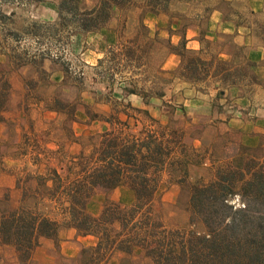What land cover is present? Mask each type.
Segmentation results:
<instances>
[{"label":"rangeland","instance_id":"rangeland-1","mask_svg":"<svg viewBox=\"0 0 264 264\" xmlns=\"http://www.w3.org/2000/svg\"><path fill=\"white\" fill-rule=\"evenodd\" d=\"M81 1L82 6L92 8L99 0ZM59 2L40 0L11 5L0 2V70L2 79L5 78L10 87L0 120V198L8 195V204L18 205L24 189L34 186L32 175L38 169L35 157L39 151L54 149L57 143L67 154L77 153L87 143L89 135L108 127L104 119L116 101L143 108L141 95L122 94L121 86L134 81L141 90H164L163 97L150 100V112L166 122L170 109L162 103L176 106L171 114L186 130L185 142L191 146L188 151L194 161L188 166L184 182H179L177 173L172 176L166 172L162 174L158 212L168 227L203 233L204 225L200 220L189 224L190 186L215 179L220 166L230 163L231 155L242 152L241 145L253 147L264 160V58L253 59L255 54L249 49L252 45L237 46L231 33L216 31V37L210 40L205 32L211 25L209 18L220 12L218 16L223 20L237 25L241 32L255 36V42L264 43V0L259 11L251 10L248 0H231L228 4L214 0H169L159 7H152L149 0H129L113 8L107 22L94 31H75L70 23L60 24ZM151 9L154 12H150ZM155 15L166 20L160 28L167 29V37L149 26ZM107 28L114 30L111 43L104 41ZM188 28L196 31L201 46L186 48H202L199 56L205 60H229L237 74L226 82H234L235 86L229 87L223 81L203 74L192 81L179 77L187 57L192 54L178 45L183 39L182 34L186 45ZM128 50L132 52L127 54ZM250 61L257 63V75L253 80ZM196 66L200 68L198 70L204 68L202 64ZM158 69L162 73L157 76L168 79L167 82L152 76L151 73ZM222 87H225L224 92L219 94ZM189 88L195 92L191 93ZM197 97L205 102H194ZM187 100L194 103L189 105ZM71 104L75 109V121H71L68 113L67 107ZM216 110L225 111L227 116L236 114L247 121L248 126H227L217 117ZM95 113L98 116L95 117ZM70 127L73 139L77 138L78 142L69 140ZM249 134L254 135L255 141L249 139ZM259 145L262 148L256 149ZM45 164L52 166L56 161L53 158L41 160V170ZM230 198L235 206L241 204L236 195ZM133 199V191L127 185L110 190L97 189L88 199L87 210L98 215L106 201L129 204ZM49 205L47 202L40 207L49 210ZM260 225L253 222L247 227L248 230L258 229ZM261 226L263 230L264 224ZM68 228L61 226L58 229L60 236L48 237L53 245H44L47 251L36 253L32 259L36 246L30 260L22 264H74L73 258L82 247L93 244L95 238L89 235L81 242H75L77 254L67 258L61 253L59 242L69 239ZM70 245L71 242L68 247ZM109 264L157 263L136 247L130 254L114 251Z\"/></svg>","mask_w":264,"mask_h":264},{"label":"trees","instance_id":"trees-1","mask_svg":"<svg viewBox=\"0 0 264 264\" xmlns=\"http://www.w3.org/2000/svg\"><path fill=\"white\" fill-rule=\"evenodd\" d=\"M32 1L40 0H0L8 5ZM125 1L129 0H99L92 8H86L81 0H60L58 19L60 24H72L75 31H94L107 22L113 8ZM167 1L149 3L159 7ZM182 36L178 45L192 54L182 67L180 78L192 81L203 74L235 86L234 82H226L237 74L229 60L203 59L199 56L203 49H187ZM197 64L204 68L198 70ZM248 65L253 80L257 63L250 61ZM159 72L161 69L151 74L167 82L157 76ZM2 76L0 70V120L10 88ZM127 83L121 86L122 94L141 95L145 106L116 101L104 119L108 127L89 135L77 153L67 154L57 143L54 149L40 150L35 157L38 169L32 175L34 186L24 189L16 206L8 204V195L0 198V241L14 245L21 264L30 260L41 237L55 238L61 226L75 229L80 236L95 238L93 244L82 247L73 258L74 264H109L114 251L130 254L136 247L157 264H264V215L260 213L264 210V160L253 147L241 145L242 152L231 155L233 162L220 166L215 179L190 186L189 224L200 220L204 232L168 227L158 212L161 176L164 172L171 176L177 173L179 182H184L188 166L194 162L188 151L191 146L185 142L186 130L172 115L176 106L162 103L170 109L166 122L150 112V100L163 97V89L141 90L134 81ZM73 107H67L71 121H75ZM69 131V140L78 142L73 139L71 127ZM52 158L56 164H45L41 170L40 161ZM118 185H127L133 191L131 203L106 201L98 215L87 210L88 199L97 189L110 190ZM235 195L241 200L237 206L230 198ZM47 202L51 204L49 210L40 207ZM253 222L261 225L248 230V224Z\"/></svg>","mask_w":264,"mask_h":264},{"label":"crops","instance_id":"crops-1","mask_svg":"<svg viewBox=\"0 0 264 264\" xmlns=\"http://www.w3.org/2000/svg\"><path fill=\"white\" fill-rule=\"evenodd\" d=\"M250 9L253 11H259L261 10L262 7V0H248ZM220 14V12H217V16H215L216 14H213L210 18H209V24L211 23V25H208L209 27L207 28V31L205 32L206 37L210 40L214 39V36L216 37L217 32L216 31H222V32H227V33H231L233 35V42L237 45V46H246L248 47L249 44H251L252 46H249V49L251 52H253L255 55L253 56V59H255L256 57H258L257 59H262L264 58V43L263 42H255L256 41V37L253 35H249V34H245L243 32H241L239 30V27H237V25H234L233 23L228 22L227 20H223V18H221L220 16H218ZM215 16V17H214ZM153 20L151 23H149V26L154 28L155 31H158L159 35H163L166 37L168 36V34L165 32L166 30H163L160 28V26L162 25L163 21V16L160 15H155L153 16ZM173 28V27H172ZM90 33V32H88ZM166 33V34H165ZM105 38L104 41L105 43H111V41L114 38V30L113 28H107V32L104 34ZM174 34L171 35V39L173 40ZM254 43V44H253ZM186 46L190 47L192 49H198L201 46V43L199 42V40L196 38V31L194 29L188 28L187 32H186ZM257 53H259V56H256ZM188 91H190L191 93H194L195 90L193 89H187ZM238 96V95H237ZM198 99H193V101L195 102H200V104L204 103L205 101H203V98L197 97ZM238 99V98H237ZM241 99V98H239ZM186 101V100H185ZM193 102V103H194ZM187 103L193 104L192 100H187ZM186 105V103L184 104ZM194 107H196V105H193ZM209 109H211V104H209ZM215 113L217 114V117L221 120L222 123L226 124L227 126L230 127H237V128H244L247 127V121L243 120L242 118H239L236 116V114H233L231 116H227L225 111H218L216 110ZM258 122V120L256 121ZM249 139H253L254 140V135H250L249 134ZM68 236L69 239L66 240L65 242L61 243L60 248H61V253H63L67 258L70 257H74L77 254V248L75 246V242H81L82 239L88 237L87 236H80L76 233L75 229L73 228H68ZM57 235L60 236L61 233L60 231L57 232ZM69 242H71V245L68 247ZM53 243L50 238L48 237H41L40 238V242L39 245H37V247L35 248V250L33 251V257H35L36 253L37 255L39 253H44L45 251L48 250L47 247L45 246H51ZM45 245V246H44ZM0 264H19L18 260H17V256H16V251L15 248L12 244H8V243H3L0 241Z\"/></svg>","mask_w":264,"mask_h":264}]
</instances>
